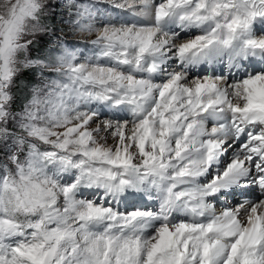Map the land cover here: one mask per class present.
<instances>
[{
    "label": "snow or ice",
    "instance_id": "6c2138e0",
    "mask_svg": "<svg viewBox=\"0 0 264 264\" xmlns=\"http://www.w3.org/2000/svg\"><path fill=\"white\" fill-rule=\"evenodd\" d=\"M62 6L0 0V264H264V0Z\"/></svg>",
    "mask_w": 264,
    "mask_h": 264
},
{
    "label": "rangeland",
    "instance_id": "374dc122",
    "mask_svg": "<svg viewBox=\"0 0 264 264\" xmlns=\"http://www.w3.org/2000/svg\"><path fill=\"white\" fill-rule=\"evenodd\" d=\"M54 3H60L63 6L54 9V11L63 13V16H58L57 20L63 19L65 21L64 24H57L58 28H63V33H58L61 35L62 39L67 44H73L74 42L84 41L87 43H91L92 37L88 36L86 33L80 32L79 28L75 24V20L78 18L76 14V9L73 7L74 0H53ZM92 3L95 5H101L103 7H108L110 5V0H75V3ZM56 42L54 41L51 48H55ZM33 56L35 54L33 53ZM45 76L52 75L50 70H46L44 73ZM29 78V79H27ZM41 83V77L39 74H35L32 72H27L22 77L21 82L19 83V87L17 90L18 98H22L21 103L27 101L30 98L31 90L34 86Z\"/></svg>",
    "mask_w": 264,
    "mask_h": 264
},
{
    "label": "trees",
    "instance_id": "16d2710c",
    "mask_svg": "<svg viewBox=\"0 0 264 264\" xmlns=\"http://www.w3.org/2000/svg\"><path fill=\"white\" fill-rule=\"evenodd\" d=\"M34 54H35V56H38V55H40L41 53H39V52H34ZM34 56V57H35ZM27 79H29V78H27ZM21 100H22V98H19V101L21 102Z\"/></svg>",
    "mask_w": 264,
    "mask_h": 264
}]
</instances>
